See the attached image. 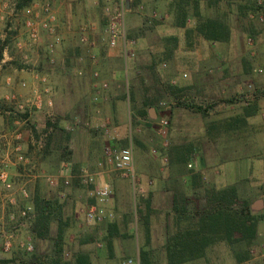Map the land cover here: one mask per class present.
<instances>
[{"label":"rangeland","instance_id":"374dc122","mask_svg":"<svg viewBox=\"0 0 264 264\" xmlns=\"http://www.w3.org/2000/svg\"><path fill=\"white\" fill-rule=\"evenodd\" d=\"M34 1L37 0H0V147L15 144L16 133H21L22 144L26 134L27 149L31 151L29 155L25 153L28 163H42L36 173L27 171L29 177L10 178L13 185L21 183L26 188L33 210L21 224L11 223L8 214L28 203L17 196L14 207L4 201L0 204L3 230L16 231L8 251H4L0 237V264H28L31 253L47 255L55 251L57 244L63 253L56 264H75L79 256L87 257L90 264H120L127 257L137 258L135 231L140 229L145 242L143 251L139 243L143 253L139 252L140 264L149 257L159 264L164 255L184 262L198 258L196 264H264V72L254 71L256 67L264 69V25L248 16L254 0H196L200 15L216 19L229 29L227 42L214 47L196 33L187 34L186 28L177 31L169 26L176 24L177 14L185 9L189 11L188 25L193 23L195 0H129L130 9L123 19L124 37L135 39L136 44L132 48L134 56L126 62L120 51L121 39L113 48L101 40L106 16L102 0H93L96 10L91 22L83 25L96 26L91 33L95 41L93 52L102 58L100 78L108 83L98 102L91 99L96 81L78 64L87 63L88 57L77 29L72 37L63 36L53 53L45 47V33H40L37 41H28L24 8ZM152 12L161 13L162 17L150 19ZM174 31V35L190 42L160 39ZM249 36L251 44L246 41ZM15 38L25 43L24 51L16 47ZM193 73L197 75L198 87L193 83ZM176 74L178 79L182 77L184 86L172 91L167 86L169 75L175 78ZM41 76L47 78L51 87L48 95L42 92ZM21 81H26L27 87H21ZM11 92L22 101L39 94L41 105L16 111L7 99ZM47 98H51L52 105H47ZM149 102L155 107H146ZM161 102H165L167 110L180 103L189 108L190 128L186 126L173 140V149L177 151L176 145L182 144L184 155L170 157V125L165 135L157 133L158 117H151L149 110L157 108L158 116L163 115ZM246 107L252 114L243 122L241 116ZM223 115L236 117L232 133H226L227 123L221 122L225 120L221 119ZM201 125L203 137L198 133L197 139L202 145L195 150L193 136ZM40 137L38 146L34 142ZM123 146L132 149L134 178L123 177L107 164L98 165L106 147ZM222 162L220 173L211 176L208 172L206 178L218 185L236 187L238 200L233 207L248 201L251 214L258 219L255 235L250 241L233 243L216 238L201 251L193 246L191 257L190 251L181 254L171 250L176 234L197 229L196 220H188L203 195V189L195 187L201 181L197 166L202 163L211 168ZM182 166L187 170L183 171ZM82 172L95 174L98 183L111 186L112 195L105 205L113 212L111 219L96 223L85 219L90 200L88 187L80 180ZM45 175H52L57 184L50 185ZM65 179L69 180L68 185L63 184ZM0 193L5 194L1 187ZM168 194L173 196L172 204L167 200ZM167 212L173 216L167 219L163 216ZM163 217L172 232L167 245L162 244ZM27 241L33 245L31 252L24 249Z\"/></svg>","mask_w":264,"mask_h":264},{"label":"built area","instance_id":"2783aa9c","mask_svg":"<svg viewBox=\"0 0 264 264\" xmlns=\"http://www.w3.org/2000/svg\"><path fill=\"white\" fill-rule=\"evenodd\" d=\"M140 8H142V6H140ZM102 10L106 16V23L102 27L101 40L103 43H105V45H107V47L113 48L121 39L123 44L122 53L126 62L129 57L131 58L134 56L132 48L133 45L136 44V40L133 38L126 40L124 37L123 19L125 13V0H119L118 2L115 0H102ZM248 16L249 18H252L258 23L264 25V0H254V7L248 11ZM161 17V13L152 12L149 18L157 19ZM56 23V12L48 0H37L34 1L33 5L24 8L23 25L26 28L25 33L28 41H37L40 37V33H45L46 36L48 35V40L45 47L49 53H53L56 47L62 43V36L57 32ZM95 29V25L86 24L82 25L79 30V40L81 44L87 49L86 56L92 61H96L97 59L96 54L93 52L95 41L93 37H91V33ZM246 41L248 44H251L252 38L249 36L246 38ZM14 44L19 50H25V43L21 39L15 38ZM23 58L27 59V55L24 54ZM79 59L83 60V57H80ZM254 71L257 73H262L264 72V69L261 67H256L254 68ZM91 76L96 81V90L91 99L94 102H98L101 99V91L107 88L108 83L106 80L100 78V71L98 69H94L91 73ZM185 76L186 74L184 73L183 77ZM8 80L7 83L9 84ZM39 82L42 84V92L48 95L51 92V87L47 82V78L45 76H41L39 77ZM19 84L23 88L27 87L26 81H21ZM7 99L12 103L13 108L19 112L29 111L31 106L39 108L41 105L39 94H34L32 99H26L22 101L18 99L15 93L11 92L7 95ZM46 103L48 106L52 105L51 98H47ZM160 106L163 108L164 114L158 116V121L156 123L157 133L165 135L169 127V118L167 113L165 114L168 106H166L165 102H161ZM14 136L15 144L13 146V151L15 153V160L18 163L27 165L28 158L22 151V144L20 142L21 133H16ZM44 136H46V134H44L43 137ZM41 140L42 137H40L34 143L40 146ZM164 160H166V158H164ZM106 164L118 171L123 177H135L132 149L129 146H123L116 149L106 147L104 159L99 162L98 165L103 166ZM45 180L50 185L57 184L56 179L52 175H45ZM80 180L88 187L87 198L90 200V203H88L85 208V219L89 222L95 223L111 219L113 217V212L108 210L105 206L106 202L112 195L111 186L108 183H98L96 181L95 174L88 172H82L80 175ZM0 184L7 190H11L13 188V183L11 182L9 173L6 169V166L4 165L0 167ZM63 184L68 185L69 180H63ZM21 194L26 198L28 197L26 188H21ZM32 210V205L28 203L19 208L16 212L9 213L7 218L11 223L19 221V224H21L30 217ZM0 237H3L1 245L4 251L10 250L12 246V236H5V234H2ZM23 246L28 252L33 250V245L30 241H27ZM120 264H139V261L135 257H127L123 259Z\"/></svg>","mask_w":264,"mask_h":264},{"label":"crops","instance_id":"0c3cea01","mask_svg":"<svg viewBox=\"0 0 264 264\" xmlns=\"http://www.w3.org/2000/svg\"><path fill=\"white\" fill-rule=\"evenodd\" d=\"M51 1H52L54 10L57 13V23H56L57 27H58L60 33H62V37L64 36V38H66V39L73 36V34L75 33L74 32L75 29H77V31L79 32L80 27L84 24L85 21L91 22V18H90L91 14H93V12L96 10V7L94 5H92L93 0H51ZM128 1L129 0H125V11H128L130 9V3H127ZM154 1H156V0H154ZM170 1L172 2V0H169V2ZM198 11H199V8H198ZM188 23H189V18H186L184 26H178L177 24H170L169 26L172 27L173 29L177 30V31H179V30L181 31L185 28L192 26V24L194 23V20H193V23H191L190 25H188ZM177 31L170 33L171 35L170 34L166 35L167 37L166 36L163 38L160 37V39H163L166 42L170 41V42H175V43L176 42L178 43V41L181 42V40L184 41L182 39V37H180V36L177 37L176 35H174V34H177ZM47 38H48V35H47ZM228 39H229V35H228ZM143 42L144 41L140 40V43H143ZM188 42H190V41H188ZM224 42H227V41H221V42L217 41V42H210V43L212 44L211 46L214 47L216 43H224ZM121 46H123L122 42H121ZM120 49H121L120 51L122 52V47ZM121 55L123 57V53H121ZM119 57H121L120 54H119ZM101 59L102 58L100 57V55H98L96 61H92L88 58L87 63L79 62V61H78L79 63L78 62L77 63L81 64L82 65L81 67L86 69V73L88 75H91V73L94 69L100 70L101 77L103 78V72H102L103 62L101 61ZM123 59H124V57H123ZM109 60H112V57ZM195 73H197V72H195ZM59 75H61V74L59 73ZM192 75L194 76V80H195V82H193V83L196 86L197 81L195 79V76H197V75L194 73ZM169 76H170V78H169L170 80H168L169 83L176 84L178 86V88H180V89L182 86H184V85H182L183 81L181 79L182 78L181 76L179 79L176 77L177 74L174 75L175 78H172L173 75H169ZM61 78L62 77H60V82H62ZM83 82L86 84L85 86H87V78L86 77L84 78ZM196 87H198V86H196ZM188 109H189L188 107H186L182 104H178V105H173L170 110H167L168 118H169V125H170V127H169V134L170 135L169 136H170L171 143H170L169 153H170L171 158H172V155L181 156V155H184V153H186L185 150H183V148H182V144L181 145L177 144L176 146H178V150L175 151L173 149L175 147V144H174L175 142H173V140H176V138L178 139L180 134L182 133V130H184L186 126L189 127V125L192 121L191 115H189ZM159 112H160V110L155 108V117L154 118L158 117ZM250 117H251V115H246V114L241 116V118H243V120H244L243 122H247L246 120H248ZM235 118L236 117H234L233 115H228V116L223 115V117L221 118L222 120L225 119L224 121H221L222 123H224V122L227 123V126L225 127V131L227 134L232 133V131L235 130L234 129V123L236 120ZM222 129L223 128H221L219 131L221 132ZM195 131H196V136H193V142L196 143V146L194 147L195 150H198V149H200V145H202V141L200 139L201 142L199 144V141H198L199 139H197V135L199 133V136L203 137L204 126L201 125L198 129L195 128ZM0 136H3V135L0 134ZM23 137L24 138L22 139V151L24 152V154L26 153L29 155V153L31 154V151H28V149H27L28 143L25 142V140L27 139V135L24 134ZM13 145L12 146L9 145L5 148L0 147V167L4 165L8 168V170L10 172L9 176L12 180H15V179L21 180V179L25 178L26 176L29 175L27 171L32 172V170H34V173H36L38 170V166L40 167L42 165V163L38 162V164H36L37 163L36 162V163H33L34 165H32L31 163H28L27 165L22 164V163H18L15 160V153L13 151ZM223 164L224 163L222 162V164H217L218 166L213 165L214 167H211V168L209 166H207L206 164L204 165L202 163L200 164L201 167L197 166V172H199V177H201V181H200L199 185L195 186V187H201L203 189V195H201L199 200L196 201V202H198V203H196L198 207H200V205H202V207H203L206 203V198H205L206 196L204 194L205 190L219 189V188L226 187L225 185H218V183H216V181L208 180L206 178L207 177L206 173H208V172L211 176H214V174H217V173L219 174L220 173L219 169L221 168V166ZM180 168L183 171H185V169H186L185 166H182ZM34 175L35 174H33V176ZM16 176H18V178ZM32 179L34 180L35 177H32ZM22 185L23 184H21V183L18 185L14 184L13 185L14 190L10 191V190L5 189L0 184V187L3 188V190H5V194L2 195L0 193V204H2V202L4 201L6 204L9 203L12 205V207H14V205L17 203V196L20 199H23L26 203H28L29 194H28L27 198L21 194V188L23 187ZM191 187H194V185H191ZM186 198H188V197H186ZM190 198H191V196H190ZM172 199H173V196L168 194L167 200L171 204L173 202ZM0 213H2V212H0ZM189 215H190V213H189ZM191 215H192V213H191ZM163 216L164 217L167 216L166 218L168 219V218H171L173 216V214L167 212V213L163 214ZM164 217H163L164 241L162 242V244L167 245L169 243L168 235H171L172 232H171V229L170 230L168 229L169 224L165 223ZM198 219L199 218L196 216L193 220L197 221ZM0 222H1V220H0ZM0 224H1L0 225V235L5 234V236H12L13 234H15L16 231H12V230L4 231L3 230L4 224L2 222ZM151 226L152 225L149 223L148 228L151 229ZM141 231H142L141 229H140V231L139 230L135 231V241H136L135 252H136V257L139 261V264H140V260H141L140 254H139V252H140L139 251V249H140L139 243H141V246H142L141 251L144 250V245H145V242H143L144 241V233ZM150 236H152V235H150ZM150 243L152 244V240ZM170 249L173 250L172 248H170ZM164 250H166V248H164ZM174 250H176V249H174ZM162 259H163V261L159 264H184V263L196 264V262L198 260V258H193L191 260H189L190 259L189 258V259L185 260V262L184 261H177L175 259L169 258V256H167V255H164ZM144 264H154V261H152V259L149 257L148 261L147 262L145 261Z\"/></svg>","mask_w":264,"mask_h":264},{"label":"trees","instance_id":"16d2710c","mask_svg":"<svg viewBox=\"0 0 264 264\" xmlns=\"http://www.w3.org/2000/svg\"><path fill=\"white\" fill-rule=\"evenodd\" d=\"M193 10L195 21L191 27L185 29L187 34L196 33L209 42L227 41L229 35L228 27H225L222 22L216 21V19H206L200 15L196 0L193 4ZM181 13V15L177 14V19L179 20H177L176 24L178 26H184L188 14L187 9L182 10ZM167 86L172 91L180 89L176 84L168 83ZM145 106L155 107L153 102H149ZM244 112L246 115L252 114L248 107L244 109ZM205 196V205L194 208L192 212L194 214L188 218L189 221H192L196 216L199 218L196 221L197 229L187 233H178L174 236V248L178 250L177 252L183 254L190 251L188 255L191 257L193 254L190 253H193L196 247L197 250L203 249L204 246L216 238L225 239L231 243L244 240L250 241L256 233L258 219L251 214L247 200H243L238 204L239 207H233L238 200L236 187L229 185L219 189H208L205 191ZM44 222L46 224L47 221L44 220ZM174 248L173 251H175ZM62 253V246L57 244L55 251L47 255L31 253L28 264H56L60 260ZM140 254L143 255L141 252ZM75 264L90 263L87 257L79 256Z\"/></svg>","mask_w":264,"mask_h":264},{"label":"water","instance_id":"95a60500","mask_svg":"<svg viewBox=\"0 0 264 264\" xmlns=\"http://www.w3.org/2000/svg\"><path fill=\"white\" fill-rule=\"evenodd\" d=\"M149 112H150L151 117H155V111L153 108H150Z\"/></svg>","mask_w":264,"mask_h":264}]
</instances>
